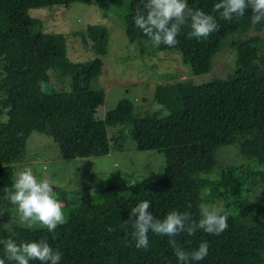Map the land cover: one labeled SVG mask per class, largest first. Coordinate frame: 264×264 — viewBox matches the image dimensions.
<instances>
[{"label":"trees","instance_id":"1","mask_svg":"<svg viewBox=\"0 0 264 264\" xmlns=\"http://www.w3.org/2000/svg\"><path fill=\"white\" fill-rule=\"evenodd\" d=\"M75 2L96 7L105 18L119 15L140 57L176 52L194 75L209 72L213 56L229 47L233 76L194 83L176 79L175 73L158 74V79L173 81L156 85L155 111L135 114L134 103L122 99L99 115L105 99L104 90L95 86L102 73L101 57L70 60L65 35L45 30L44 22L29 14L31 8ZM218 2L188 0L190 7L217 18V32L197 40L188 37L186 25L176 46L155 47L133 20L142 0H0V239L11 236L19 244L47 238L62 253L60 264H178L169 237L149 232L148 250H138L131 226L123 222L142 200L151 202L148 211L156 218L177 210L197 222L199 205L207 203L224 207L229 227L219 236L203 230L176 236L187 251L202 241L209 243L208 255L191 264H264V21L252 25L250 10L240 20L219 19L213 12ZM131 3L137 5L134 10L126 8ZM98 31L107 43L106 27L98 24ZM50 70L65 87L52 86ZM111 126L118 128L109 135ZM33 132L51 137L60 147L71 143L73 155L80 158L122 151L125 137L144 151L197 145L198 156L186 169L134 181L135 187H130L131 181L95 187L83 201L54 187L64 202L67 222L49 233L38 224H21L15 207L4 199L16 172L31 159L26 146ZM226 145H236L244 161L222 167L217 152Z\"/></svg>","mask_w":264,"mask_h":264},{"label":"rangeland","instance_id":"2","mask_svg":"<svg viewBox=\"0 0 264 264\" xmlns=\"http://www.w3.org/2000/svg\"><path fill=\"white\" fill-rule=\"evenodd\" d=\"M136 7L135 3L126 5L128 10ZM29 14L40 18L45 24V30L65 35L70 60L101 57L102 73L95 80V86L105 92L104 102L97 109V114L102 116L122 99L134 103L135 114L155 111L159 107L153 97L156 85L173 81L169 77L158 79V74L175 73L176 79H190L194 83L231 79L233 76L230 71L234 57L229 47H224L214 55L209 72L198 75L191 73L176 52L157 51L140 57L129 44L119 15H115L114 19L105 18L92 5L75 2L66 7H37L31 8ZM98 24L106 27L107 43L100 38ZM262 35L264 37V32ZM49 74L52 86L57 89L65 87L64 81L52 70ZM117 128L107 127L109 135ZM124 141L122 151L111 150L108 155L80 158L73 155L71 143H64L60 147L51 137L33 132L26 146L31 159L24 164L31 167L38 177L48 178L55 185L53 187L59 189L58 192L66 191L68 197L75 195L83 201L95 187L117 181L156 179L163 174L192 166L198 156L197 145L169 148L162 153L139 150L126 137ZM236 149V145H226L218 150V159L224 163L222 167L225 163L236 165L244 161ZM219 207L224 208L222 205Z\"/></svg>","mask_w":264,"mask_h":264},{"label":"clouds","instance_id":"3","mask_svg":"<svg viewBox=\"0 0 264 264\" xmlns=\"http://www.w3.org/2000/svg\"><path fill=\"white\" fill-rule=\"evenodd\" d=\"M249 10L252 25L264 21V0H219L213 6V12L219 14V19L229 22L240 20ZM133 20L135 26L142 30L155 47L176 46L179 43L177 37L186 25L190 29L188 37L197 40L207 39L220 27L214 15L190 7L188 0H142V7L136 10ZM41 87L43 88V85ZM53 186L55 185L49 179L39 178L31 167L25 166L16 173V179L11 186L5 189L4 199L15 207L22 224H38L47 232L55 233L57 227L67 220L64 202ZM130 187H135V182ZM150 205L148 200L140 201L131 208L128 220L123 223L131 226L130 235L138 250H148L149 232L169 237V244L174 250L178 264L203 260L208 255L209 243L202 241L198 248L187 251L177 243L176 236L181 233L192 236L198 230L219 236L229 227V215L219 206L201 203V218L197 222L188 212L177 210L169 211L162 219L156 218L148 211ZM52 238L55 239V235ZM0 245L5 253V257L0 258V264H6V260L15 264H30L31 261L60 264L62 259V253L54 249L47 242V238L18 244L9 236L0 239Z\"/></svg>","mask_w":264,"mask_h":264}]
</instances>
